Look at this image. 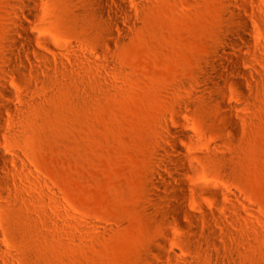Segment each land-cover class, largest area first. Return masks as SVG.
Masks as SVG:
<instances>
[{
	"label": "rangeland",
	"instance_id": "obj_1",
	"mask_svg": "<svg viewBox=\"0 0 264 264\" xmlns=\"http://www.w3.org/2000/svg\"><path fill=\"white\" fill-rule=\"evenodd\" d=\"M15 1L0 0V74L35 100L12 117L31 172L19 179L25 201L17 199L19 217H0V241L17 264H154L160 239L168 251L164 264H214L210 254L221 264H264V88L243 99L247 110L236 125L212 103L185 104L218 44L227 0H147L135 30L109 46L98 44L93 21L72 14V0H40L33 26L27 24L38 27L37 43L21 45L47 53L42 40L73 44L69 53L53 47L55 62L38 60L41 79L10 66ZM178 107L187 135L198 141L191 155L205 156L220 137L229 148L221 159L191 158L187 179L217 186L218 197L200 190L199 205L190 206L223 219L199 223L213 230L217 246L192 227L185 235L164 223L171 219L151 196L161 123ZM235 128L238 140L229 138Z\"/></svg>",
	"mask_w": 264,
	"mask_h": 264
},
{
	"label": "bare ground",
	"instance_id": "obj_2",
	"mask_svg": "<svg viewBox=\"0 0 264 264\" xmlns=\"http://www.w3.org/2000/svg\"><path fill=\"white\" fill-rule=\"evenodd\" d=\"M147 0H72L71 12L76 17H86L95 23L93 28L98 38V44L105 46L114 42H122L135 30L142 18V9L145 8ZM41 8L40 0H16L13 5V27L9 31L8 51L13 60L10 66L18 72H30L28 75L35 79H41L42 65L38 60L55 62L56 53L54 48L63 49L69 53L73 47L72 43L62 45L58 41L50 39L42 40L47 53L30 49L21 45L22 40L33 45L36 42L34 31L38 27L33 26L36 16ZM225 24L218 40L213 48L212 55L206 58L205 67L195 77V90L185 101L191 104L196 101L205 104L212 103L221 114V118L232 125H236L238 119H244L243 111L247 107L243 101L252 100L255 87L264 88V0H227L225 12ZM30 24V25H27ZM96 55L101 57L105 63L109 62L107 57L102 56L100 48ZM25 56L34 66L27 65L23 60ZM227 61V63L224 62ZM246 68V69H245ZM40 69V70H39ZM232 73L229 78L227 73ZM7 74H0V217L1 212L7 216H17V199L25 201L18 187L20 176L31 175L30 168L22 159L19 149L20 137L19 126H15L13 118L16 119L17 111L28 110L33 107L35 100L27 101L26 94H19L7 80ZM27 90L32 91L33 85L28 83ZM20 89L19 86H16ZM236 95L238 98H233ZM17 103L19 105L17 106ZM181 107L176 108L168 116H164L162 145L156 151L158 163L152 170L150 185L155 190L152 197L157 205L162 204L164 215H169L172 220L164 223H173L183 234L187 235L189 227L192 231L201 233L207 245L217 244L214 241V232L207 227H199V223L213 221L221 222L223 219L217 214H197L190 208L191 204L199 205V191L204 190L218 197L216 185L208 183H192L188 177L192 176L193 166L191 158L203 160L205 157L221 159L225 152L229 151L225 146L223 137L220 142L212 143L205 149V156H193L189 153L196 147L198 141L187 135L185 125L179 113ZM242 112V115L239 113ZM14 126V127H13ZM8 128V130H7ZM240 131L235 128L230 131L229 138L239 135ZM179 141V143H177ZM180 143L186 146L181 147ZM189 147V149H187ZM224 154V155H223ZM213 158V159H214ZM221 203V200H219ZM161 205V206H162ZM181 218H185L189 225H183ZM0 226V237L3 235ZM2 234V235H1ZM167 235V232H164ZM9 247L0 241V264H17V257L12 255ZM153 252L158 261L154 264H164L161 261L168 256L165 239L156 241ZM209 260L214 264H221L222 260L214 254L209 255ZM177 263H184L183 261ZM153 264V263H152Z\"/></svg>",
	"mask_w": 264,
	"mask_h": 264
}]
</instances>
